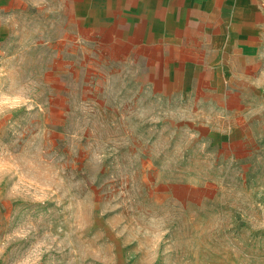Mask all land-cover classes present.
<instances>
[{
    "label": "rangeland",
    "instance_id": "obj_1",
    "mask_svg": "<svg viewBox=\"0 0 264 264\" xmlns=\"http://www.w3.org/2000/svg\"><path fill=\"white\" fill-rule=\"evenodd\" d=\"M127 1L0 0V264H264V30L168 67Z\"/></svg>",
    "mask_w": 264,
    "mask_h": 264
},
{
    "label": "crops",
    "instance_id": "obj_2",
    "mask_svg": "<svg viewBox=\"0 0 264 264\" xmlns=\"http://www.w3.org/2000/svg\"><path fill=\"white\" fill-rule=\"evenodd\" d=\"M258 1L264 2L132 0L127 1L126 9L134 15L133 22L144 18L145 31L140 37L148 45L164 48L168 67L181 64L179 68L208 71L236 64V70H240L257 60L256 39L264 30V9ZM144 5L146 14L141 8ZM155 24L162 29L155 28ZM205 79L212 81V77Z\"/></svg>",
    "mask_w": 264,
    "mask_h": 264
}]
</instances>
